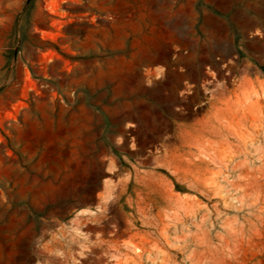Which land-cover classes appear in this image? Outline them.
Segmentation results:
<instances>
[{
  "label": "rangeland",
  "instance_id": "374dc122",
  "mask_svg": "<svg viewBox=\"0 0 264 264\" xmlns=\"http://www.w3.org/2000/svg\"><path fill=\"white\" fill-rule=\"evenodd\" d=\"M0 264H264V0H0Z\"/></svg>",
  "mask_w": 264,
  "mask_h": 264
}]
</instances>
